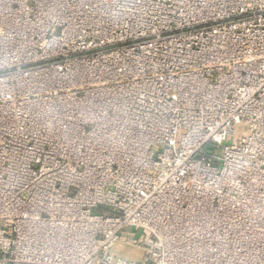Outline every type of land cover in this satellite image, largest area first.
Masks as SVG:
<instances>
[{"label": "built area", "instance_id": "built-area-1", "mask_svg": "<svg viewBox=\"0 0 264 264\" xmlns=\"http://www.w3.org/2000/svg\"><path fill=\"white\" fill-rule=\"evenodd\" d=\"M0 264H264V0H0Z\"/></svg>", "mask_w": 264, "mask_h": 264}, {"label": "rangeland", "instance_id": "rangeland-1", "mask_svg": "<svg viewBox=\"0 0 264 264\" xmlns=\"http://www.w3.org/2000/svg\"><path fill=\"white\" fill-rule=\"evenodd\" d=\"M111 252L114 255L125 257L137 262H141L145 257V252L143 249L129 245L122 239L115 242L111 248Z\"/></svg>", "mask_w": 264, "mask_h": 264}]
</instances>
